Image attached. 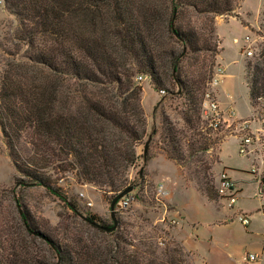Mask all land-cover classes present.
Instances as JSON below:
<instances>
[{
	"label": "trees",
	"instance_id": "obj_1",
	"mask_svg": "<svg viewBox=\"0 0 264 264\" xmlns=\"http://www.w3.org/2000/svg\"><path fill=\"white\" fill-rule=\"evenodd\" d=\"M5 3L18 19L13 36L18 51L10 53L0 71V131L23 176H16L15 183L52 189L48 170H68L79 181L103 190L111 202L127 187V170L145 132L142 87L131 77L142 73L157 88L165 84L162 74L169 66L179 91H165L185 95L186 121L192 125L194 115L201 117L205 91L200 97L198 93L205 77L196 70L182 76L179 62L191 53L197 64L200 53L209 52L214 64V17L231 14L236 0H167L156 10L161 12H143L132 0ZM187 14L201 16L205 25L198 27L190 18L184 21ZM170 42L179 44L180 52L164 49ZM204 62L206 57L198 70L205 69ZM245 80L251 105L261 100L264 109V47L254 62H248ZM201 190L207 196L218 194L216 186ZM68 205L78 208L72 200ZM19 216L23 231L39 236L49 254L35 255L21 245L14 256L0 255V264H183L172 252L176 249L168 247L159 254L145 243L136 245L120 232V224L106 231L103 226L112 224L96 214L75 212L63 241L40 233L26 208Z\"/></svg>",
	"mask_w": 264,
	"mask_h": 264
},
{
	"label": "rangeland",
	"instance_id": "obj_2",
	"mask_svg": "<svg viewBox=\"0 0 264 264\" xmlns=\"http://www.w3.org/2000/svg\"><path fill=\"white\" fill-rule=\"evenodd\" d=\"M132 3L133 7L145 12L151 8L156 11L159 6L167 4V0H132ZM155 3H158L157 6H153ZM188 18L198 27L206 22L196 14H187L183 20L187 22ZM263 22L264 0H236L231 14L214 17L215 32L211 41L212 45H217L218 51L214 64L209 52H202L197 64H193L194 54L190 53L178 65L182 76H189L194 70L204 74L199 97L207 90L210 77L222 66L221 57L227 74L220 86L224 98L233 103L237 113L250 114V117H259L264 113L261 100L251 108L245 80L248 62H254L264 47ZM17 27L18 19L5 0H0V71L6 61L11 59L10 53L18 51L13 40ZM161 30L162 26L159 27ZM166 40H170L167 35ZM166 45L164 49L174 47L180 52L179 44L170 42ZM247 49L252 51L250 55L246 53ZM204 57L206 67L198 70ZM128 65L135 70L133 65ZM164 70L162 77L165 84L157 88L142 73H134L131 77L142 87L139 102L144 111L145 132L136 145L135 161L129 165L126 174V185H134L131 192L133 200L127 207H116L120 232L136 245L145 243L152 246L159 254L168 247L170 250L176 249V252H172L182 259L183 264H264V251L261 249L264 241V213L258 210L256 183L249 173L251 158L238 153V138L232 128L223 126L213 132L206 127L202 115L200 118L194 115L192 125L186 121V97L165 91H179V88L171 79L174 71L171 72L169 66ZM149 134L151 139L145 161L143 148ZM159 153H163L170 161L160 162L157 158L155 161H158V165L152 164L151 170L157 168L159 176H164L167 184L175 188L176 199L185 208L184 215L182 211L173 214L176 207L169 203L167 196L157 194L161 183L146 175L148 160L153 156L158 157ZM224 165L232 170L240 187L237 202L232 208L217 193L212 191V195L207 196L201 190L209 185L215 188L218 178L226 171ZM142 170L143 179L139 174ZM48 173L52 189L42 185L16 184V176H23L17 173L0 131V255L14 256L19 253L21 245L27 246L35 255L49 254L39 236H31L23 231L19 216L22 208H26L34 223L39 224L40 233L61 241L66 238L65 228L74 221L75 212L81 216L96 214L103 221L113 224L107 193L90 183L79 181L71 171L49 169ZM16 200L19 201L20 209ZM69 200L78 208H70ZM88 200L92 205H87ZM238 209L250 214V225H242L235 216ZM176 216L179 224L175 220ZM180 226L181 236L194 251L188 250L182 239L173 234L174 229ZM249 253L262 255L259 260L249 261L246 259Z\"/></svg>",
	"mask_w": 264,
	"mask_h": 264
},
{
	"label": "built area",
	"instance_id": "obj_3",
	"mask_svg": "<svg viewBox=\"0 0 264 264\" xmlns=\"http://www.w3.org/2000/svg\"><path fill=\"white\" fill-rule=\"evenodd\" d=\"M246 53L250 55L252 51L247 49ZM218 67V66H217ZM223 74V69L219 66L208 81V88L203 95L201 101V115L205 121L206 127L211 131L216 132L225 126L232 128L236 132L238 138V153L250 160L249 173L252 180L256 183L255 196L259 201L258 210L264 213V113L259 117H238L233 107L222 109L218 100L215 97L213 88L220 82ZM142 78V76H139ZM164 92L163 90H161ZM218 194L223 199L227 200L230 208L234 207L237 202V196L240 187L235 179L230 177L226 172H222L216 184ZM132 192V191H131ZM129 192L123 196L116 206L117 209L127 207L133 200V194ZM158 196L165 197L167 191L162 184L157 189ZM83 196L84 194L81 193ZM87 205H92L91 201H86ZM235 216L240 220L242 225L248 226L251 223V216L247 212L238 209ZM262 253H249L246 259L256 261L261 258Z\"/></svg>",
	"mask_w": 264,
	"mask_h": 264
},
{
	"label": "crops",
	"instance_id": "obj_4",
	"mask_svg": "<svg viewBox=\"0 0 264 264\" xmlns=\"http://www.w3.org/2000/svg\"><path fill=\"white\" fill-rule=\"evenodd\" d=\"M221 55V54H220ZM220 57V56H219ZM222 61H223V59L220 57V62H221V64H222V66H220L222 69H223V74H222V76H221V78H220V82H219V84L214 88V94H215V97H216V99L218 100V102H219V105H220V107L222 108V109H228L231 105V107H233L234 109H235V107L233 106V103H231L229 100H226L225 98H224V96H223V93H222V89H221V84H222V82H223V79L225 78V76H227V74H226V71H225V66L223 65V63H222ZM251 108H252V105H251ZM235 111H236V109H235ZM236 114H237V116L238 117H241V118H247V117H249V115L250 114H248V115H244V114H241V113H237V111H236ZM225 141V140H224ZM223 144V143H222ZM157 158H159L160 159V162H167L169 159L163 154V153H159V156L158 157H155V156H153L152 158H150L149 160H148V163H147V167H148V170H147V176L148 177H152L153 179H155V180H157L158 182H160L161 184H162V186L164 187V189L167 191V194H166V198H167V200L169 201V203L172 205V206H175L176 207V209L174 210V213L173 214H178L180 211H182L183 212V215L185 214L184 212H185V208H184V206H183V204L182 203H180L177 199H176V196H175V188L174 187H170L168 184H167V180L165 179V177L163 176V177H160L159 176V172L157 171V168H156V170L154 171V170H151V168H152V164H156V167H157V165H158V161H155V159H157ZM154 160V161H153ZM170 161V160H169ZM173 163H174V165L175 166H177L176 165V163L174 162V161H172ZM224 166H226V173L230 176V177H232L233 179H235L234 177H233V175H232V173H231V169L227 166V165H224ZM150 175V176H149ZM206 198V197H205ZM207 199V198H206ZM208 200V199H207ZM209 201V200H208ZM178 212V213H177ZM175 220H177L176 222H178V224L180 223L179 221H178V219H177V216H176V219ZM181 230H182V226H180V227H176L175 229H174V231H173V234L176 236V237H178V238H180V239H182V242H183V244L186 246V248L188 249V250H192V251H194L192 248H191V246L190 245H188L187 244V242L185 241V238L183 237V236H181ZM197 236V235H196ZM261 249H263V251H264V241H263V244L261 245ZM195 264H197L196 262H195Z\"/></svg>",
	"mask_w": 264,
	"mask_h": 264
},
{
	"label": "water",
	"instance_id": "obj_5",
	"mask_svg": "<svg viewBox=\"0 0 264 264\" xmlns=\"http://www.w3.org/2000/svg\"><path fill=\"white\" fill-rule=\"evenodd\" d=\"M151 139V134H149L148 139L146 140V142L144 143V148H143V153L146 154L148 147H149V142ZM134 189V185H128L127 187H125L123 190L119 191L111 200L110 202V209H111V218L113 220V224L111 226H103V228L106 231H113L118 224L115 212H116V206L118 205L119 200L125 196L126 194H128L129 192L133 191Z\"/></svg>",
	"mask_w": 264,
	"mask_h": 264
}]
</instances>
